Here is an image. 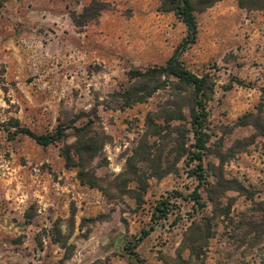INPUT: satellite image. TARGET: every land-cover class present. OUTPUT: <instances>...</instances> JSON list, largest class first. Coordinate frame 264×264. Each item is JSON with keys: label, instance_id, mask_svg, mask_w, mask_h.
<instances>
[{"label": "rangeland", "instance_id": "obj_1", "mask_svg": "<svg viewBox=\"0 0 264 264\" xmlns=\"http://www.w3.org/2000/svg\"><path fill=\"white\" fill-rule=\"evenodd\" d=\"M88 1L0 0V264H264V215L256 210L264 207V145L257 136L246 144L252 128L236 125L264 86V9L217 0L194 13V42L179 54L187 69L213 81L205 168L212 173L216 152H228L223 176L239 180L252 197L206 192L184 155L160 177L141 165L148 176L138 201L114 177L144 130L145 114L166 105L171 91L122 109L116 93L128 84L129 69L163 64L185 27L160 0H100L106 9L75 27L70 15ZM85 115L107 135L90 164L97 188L79 184L59 153L73 141L67 127ZM16 125L36 133L67 129L42 147L12 136ZM149 143L153 155L164 141ZM193 190L200 208L189 198ZM162 199L167 214L154 222ZM142 231L137 261L124 247Z\"/></svg>", "mask_w": 264, "mask_h": 264}, {"label": "trees", "instance_id": "obj_2", "mask_svg": "<svg viewBox=\"0 0 264 264\" xmlns=\"http://www.w3.org/2000/svg\"><path fill=\"white\" fill-rule=\"evenodd\" d=\"M217 0H160V8L163 11H172L176 18L184 25L185 34L174 48L170 56L163 64L146 67L143 69H129L127 71L128 84L117 92V108L142 103L152 94L162 89H170V99L166 105L156 111H148L143 120L144 130L136 145L126 157L123 169L115 175L119 180L121 190L130 194L134 200H140L146 188V177L141 165L150 170V176L160 177L175 170L174 164L182 156H188V160L194 162L189 173L195 176L200 184H208L206 192L218 193L221 196L225 191H235L240 195L251 198L245 185L234 177H224L221 171L222 163L227 160L228 152L217 151L215 156L218 160L216 166L209 165L212 173H208L203 164L207 154V141L209 127L207 124V103L210 100L213 81L208 75H197L187 69L179 60V54L194 42L196 35L195 12H200L212 5ZM236 4L246 10L264 9V0H235ZM106 9V3L100 0H89L81 6L77 14L70 15L75 27H82L86 23L97 18L99 13ZM236 125L250 126L253 134L244 138L246 144L253 142V137L261 138L264 145V86L260 87V97L254 110L249 111L237 118ZM17 126V125H16ZM73 141L63 145L60 156L66 168H74L76 178L81 185L99 187L98 177L90 168L91 162L96 159L106 142L107 135L100 130L90 117L85 115V120L78 125L70 124ZM64 126L57 125L50 133H36L25 127H18L16 133L24 134L36 144L45 147L48 144L58 143L65 136ZM164 144L152 155L150 138H159ZM174 145L164 152L168 142ZM173 154L168 159L167 155ZM211 178V179H209ZM134 184L128 187L127 184ZM190 200L196 207L203 205L200 194L193 190L189 194ZM168 203L162 199L156 203L151 213L152 220L164 218L167 214ZM256 210L264 215V207L258 206ZM155 222V221H154ZM252 223V222H251ZM250 224L255 227L256 224ZM147 231H142L128 249V253L134 260L140 261L137 253L133 251L136 242L143 238ZM173 264H188L184 260H178Z\"/></svg>", "mask_w": 264, "mask_h": 264}]
</instances>
